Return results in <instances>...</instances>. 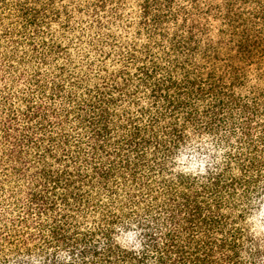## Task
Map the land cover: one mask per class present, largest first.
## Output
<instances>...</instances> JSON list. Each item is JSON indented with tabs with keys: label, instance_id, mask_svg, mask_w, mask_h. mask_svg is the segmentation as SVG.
<instances>
[{
	"label": "trees",
	"instance_id": "16d2710c",
	"mask_svg": "<svg viewBox=\"0 0 264 264\" xmlns=\"http://www.w3.org/2000/svg\"><path fill=\"white\" fill-rule=\"evenodd\" d=\"M0 264H264V0H0Z\"/></svg>",
	"mask_w": 264,
	"mask_h": 264
}]
</instances>
